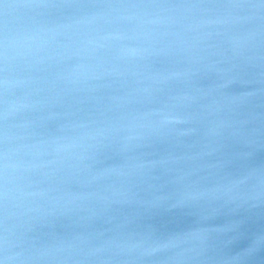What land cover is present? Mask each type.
Returning a JSON list of instances; mask_svg holds the SVG:
<instances>
[{
  "label": "water",
  "instance_id": "95a60500",
  "mask_svg": "<svg viewBox=\"0 0 264 264\" xmlns=\"http://www.w3.org/2000/svg\"><path fill=\"white\" fill-rule=\"evenodd\" d=\"M50 4L0 3V262L264 264L259 0Z\"/></svg>",
  "mask_w": 264,
  "mask_h": 264
},
{
  "label": "snow or ice",
  "instance_id": "6c2138e0",
  "mask_svg": "<svg viewBox=\"0 0 264 264\" xmlns=\"http://www.w3.org/2000/svg\"><path fill=\"white\" fill-rule=\"evenodd\" d=\"M4 0H0V3H3ZM16 3L20 7H39V6H55L50 4V0H16ZM136 6V5H133ZM193 7H198L199 5L193 4ZM259 6L264 7V0H259ZM2 19V17H0ZM0 47H2V42H0ZM4 57L0 55V60H2ZM0 72H3V69L0 68ZM5 82L0 79V87H3ZM3 117L0 116V119ZM6 160V155L3 153H0V161ZM0 182L6 183V166L0 167ZM4 183H0V212L3 211V201L6 200L7 198V192L6 189L4 188ZM0 223H2V220H0ZM0 240L3 242H6V238L0 237ZM2 264V262H0Z\"/></svg>",
  "mask_w": 264,
  "mask_h": 264
}]
</instances>
